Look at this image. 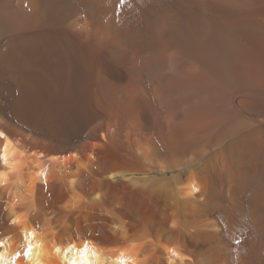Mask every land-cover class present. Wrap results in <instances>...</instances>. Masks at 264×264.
Returning <instances> with one entry per match:
<instances>
[{
    "label": "bare ground",
    "instance_id": "6f19581e",
    "mask_svg": "<svg viewBox=\"0 0 264 264\" xmlns=\"http://www.w3.org/2000/svg\"><path fill=\"white\" fill-rule=\"evenodd\" d=\"M0 264H264V0H0Z\"/></svg>",
    "mask_w": 264,
    "mask_h": 264
}]
</instances>
